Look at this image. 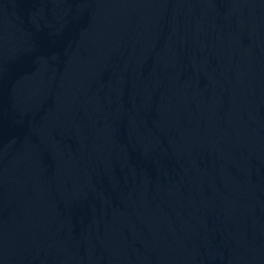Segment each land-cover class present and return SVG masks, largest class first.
I'll return each mask as SVG.
<instances>
[{"label": "water", "instance_id": "water-1", "mask_svg": "<svg viewBox=\"0 0 264 264\" xmlns=\"http://www.w3.org/2000/svg\"><path fill=\"white\" fill-rule=\"evenodd\" d=\"M0 264H264V0H0Z\"/></svg>", "mask_w": 264, "mask_h": 264}]
</instances>
